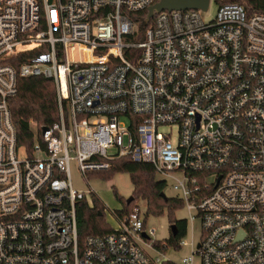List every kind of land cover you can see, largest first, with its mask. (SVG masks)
Here are the masks:
<instances>
[{
	"label": "built area",
	"instance_id": "1",
	"mask_svg": "<svg viewBox=\"0 0 264 264\" xmlns=\"http://www.w3.org/2000/svg\"><path fill=\"white\" fill-rule=\"evenodd\" d=\"M156 1L0 0V264H264V12L214 0L205 21L208 0L141 28L130 13ZM29 75L52 78L58 102L50 125L29 119L30 151L9 107ZM122 156L150 163L199 221L180 262L144 249L155 229L137 204L79 240L88 191L70 164L86 179Z\"/></svg>",
	"mask_w": 264,
	"mask_h": 264
},
{
	"label": "trees",
	"instance_id": "2",
	"mask_svg": "<svg viewBox=\"0 0 264 264\" xmlns=\"http://www.w3.org/2000/svg\"><path fill=\"white\" fill-rule=\"evenodd\" d=\"M236 1L244 6L248 14L252 12H264V0ZM146 14L147 9L130 13L132 20L137 25H140L141 19L145 18ZM140 36L141 32L139 29L133 39H139ZM20 60L18 58V61ZM9 107L16 129L17 145L30 151L36 137L34 131L29 126V119L36 121L38 126H48L58 116V102L53 79L42 75L19 76L17 78V91L9 99ZM116 172L129 174L134 199L127 204L126 199L121 197L123 207L115 211V213L119 217H122L132 210L137 199H143L146 201L145 223L149 213L159 214L166 208L170 223L175 224L177 228L175 235H172V232L170 233L167 242L178 249L180 247L179 240L186 233L187 222L185 219L174 218L173 213L174 210L183 206L182 200L167 196L166 198L162 197L161 192H164L166 183L163 180L155 178L153 166L150 163L133 161L127 156L112 160L108 169L92 174L109 177ZM103 210V203L93 193L91 202L85 198L77 202L76 221L79 240L88 235L106 234L113 231V227L105 220ZM162 264L173 263L163 261Z\"/></svg>",
	"mask_w": 264,
	"mask_h": 264
},
{
	"label": "rangeland",
	"instance_id": "3",
	"mask_svg": "<svg viewBox=\"0 0 264 264\" xmlns=\"http://www.w3.org/2000/svg\"><path fill=\"white\" fill-rule=\"evenodd\" d=\"M217 9V3L212 0L209 4L207 11L202 13V18L205 21L210 20ZM71 169V179L72 184L75 188L88 191L87 199L89 202L92 201V193L95 194L104 205V216L106 222H108L111 227L117 228L118 223L114 217L115 211L122 209L123 203L121 197L124 199L132 194V183L128 173L125 172H116L109 177H102L100 175L88 174L86 179H83L77 168L76 164L72 162L70 164ZM155 178L158 180H163L158 174L155 173ZM166 187L164 193L167 197L178 198L177 192L173 189L171 181H164ZM134 199V196H133ZM135 204H137L145 214L146 211V201L143 199H137ZM173 217L176 219H185L187 222V230L185 235L182 237L186 241H190L191 237L194 240V243H198L200 239V225L198 220L192 222V227L188 221V212L184 206H181L179 209L174 210ZM170 221L167 215V209L164 208L163 211L159 214L149 213L146 217V230L149 228H154L155 231L150 235L152 239H155V247L150 248L143 244L144 249L147 253L152 256H159V253L156 251V248H159V251L163 254V258L170 259L174 262H180L181 258L190 253L189 245H182L178 249L169 245L167 239L170 236ZM163 245L167 247L164 249Z\"/></svg>",
	"mask_w": 264,
	"mask_h": 264
},
{
	"label": "water",
	"instance_id": "4",
	"mask_svg": "<svg viewBox=\"0 0 264 264\" xmlns=\"http://www.w3.org/2000/svg\"><path fill=\"white\" fill-rule=\"evenodd\" d=\"M208 5V0H157L155 3L147 7V14L141 21L140 27H146L149 20L154 14L163 10H180V9H202L205 10ZM44 129V128H43ZM161 196L166 198L164 192H161ZM133 196L126 198V203H130ZM172 235L176 234L177 228L175 224L170 225ZM199 246V245H197Z\"/></svg>",
	"mask_w": 264,
	"mask_h": 264
}]
</instances>
